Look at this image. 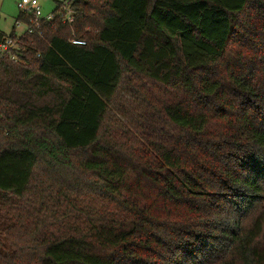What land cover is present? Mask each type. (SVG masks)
<instances>
[{
    "label": "trees",
    "instance_id": "obj_1",
    "mask_svg": "<svg viewBox=\"0 0 264 264\" xmlns=\"http://www.w3.org/2000/svg\"><path fill=\"white\" fill-rule=\"evenodd\" d=\"M52 1L0 60V264H264V0Z\"/></svg>",
    "mask_w": 264,
    "mask_h": 264
},
{
    "label": "built area",
    "instance_id": "obj_2",
    "mask_svg": "<svg viewBox=\"0 0 264 264\" xmlns=\"http://www.w3.org/2000/svg\"><path fill=\"white\" fill-rule=\"evenodd\" d=\"M75 0H61L60 10L58 15L62 18V22L67 25H71L74 22L75 12L71 9L70 4ZM18 8L21 13L26 15L29 19L28 22H18V27L21 24L26 26V30L22 36L15 35L6 37L5 40L0 43V60H8L13 63L21 61L23 49L21 46V38L25 36L37 35L42 37V25L45 22H51L54 20V14L52 13L48 17L42 15V9L40 0H18ZM72 44L83 46L85 43L80 40H72ZM40 55H38L39 57Z\"/></svg>",
    "mask_w": 264,
    "mask_h": 264
},
{
    "label": "rangeland",
    "instance_id": "obj_3",
    "mask_svg": "<svg viewBox=\"0 0 264 264\" xmlns=\"http://www.w3.org/2000/svg\"><path fill=\"white\" fill-rule=\"evenodd\" d=\"M42 15L50 16L56 5L52 0H40ZM21 11L18 8V0H0V31L9 36L13 29L16 30L17 36H22L26 30V26L21 24L19 27L16 23Z\"/></svg>",
    "mask_w": 264,
    "mask_h": 264
}]
</instances>
